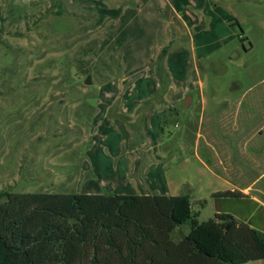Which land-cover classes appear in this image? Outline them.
I'll use <instances>...</instances> for the list:
<instances>
[{"label": "rangeland", "instance_id": "obj_1", "mask_svg": "<svg viewBox=\"0 0 264 264\" xmlns=\"http://www.w3.org/2000/svg\"><path fill=\"white\" fill-rule=\"evenodd\" d=\"M100 1L119 17L0 0V191L187 196L264 233L261 205L213 197L217 157L264 185V0Z\"/></svg>", "mask_w": 264, "mask_h": 264}, {"label": "trees", "instance_id": "obj_2", "mask_svg": "<svg viewBox=\"0 0 264 264\" xmlns=\"http://www.w3.org/2000/svg\"><path fill=\"white\" fill-rule=\"evenodd\" d=\"M98 20L121 10L100 0ZM160 52L159 57L165 54ZM241 198L239 192L213 194ZM189 224V232L172 234ZM264 234L229 214L199 223L187 196L0 191V264H246Z\"/></svg>", "mask_w": 264, "mask_h": 264}, {"label": "crops", "instance_id": "obj_3", "mask_svg": "<svg viewBox=\"0 0 264 264\" xmlns=\"http://www.w3.org/2000/svg\"><path fill=\"white\" fill-rule=\"evenodd\" d=\"M251 137H253V136H251ZM245 140L248 141L249 143L248 144H245L243 149H241V147H240L239 153L245 152L246 151V148L249 147V146L250 147H255V148L258 146L257 143H256V140L254 138H249V136H248V138H246ZM252 141H253V143H252ZM255 148H254V150H255ZM241 157H243V156L241 155ZM206 159L207 158H205V160ZM208 160H210L209 157H208ZM227 160H228V158L226 159V156H225V160H223L220 157H217V159L215 158V163L213 165L214 166V171L218 175L224 177L225 179H232L233 180V181H231L232 184H228L229 186H226L225 187L226 188V191L239 192V193H241L243 195V197L236 198V199H232V198L215 197L213 195V197L215 198V200L217 201V200H230L231 199V200H246V201H252V202L257 203L259 206L261 205L262 208H260V209H262L264 211V203L262 201H260V199H259L258 196L253 195L251 193V192H253L254 189H256L257 191H255V192H257V194L260 195L261 191L263 192L264 185H262L261 187H257L258 184H259V183H257L258 182L257 179L254 180L255 182H253V181L252 182H248L246 180L245 181H242V182L241 181H237L236 174L233 175V173L237 172V169L233 165L226 163ZM244 162L246 163V161H244ZM230 166H232V169H229ZM223 190L224 189H222L221 191H218V192L215 191L213 194L220 193V192H226V191H223ZM143 195H150V194H143ZM157 195L176 196V195H167V194H157ZM222 213L223 214H226L225 211H223ZM258 213H260V212H258ZM259 232H261V231H259ZM261 233H263V232H261ZM261 261H264V260H261ZM255 262H260V261H255ZM255 262H249V263H255ZM246 264H248V263H246Z\"/></svg>", "mask_w": 264, "mask_h": 264}, {"label": "water", "instance_id": "obj_4", "mask_svg": "<svg viewBox=\"0 0 264 264\" xmlns=\"http://www.w3.org/2000/svg\"><path fill=\"white\" fill-rule=\"evenodd\" d=\"M85 84H86V85H87V84H90V82H89V77H88L87 80L85 81ZM188 99H189V100H184V106H185V107H187V106L189 105V102H190V100H191L190 97H188Z\"/></svg>", "mask_w": 264, "mask_h": 264}]
</instances>
